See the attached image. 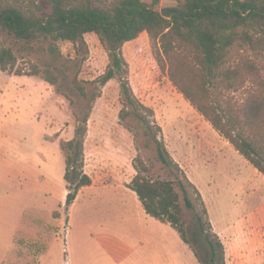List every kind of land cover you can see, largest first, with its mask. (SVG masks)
<instances>
[{"label":"rangeland","instance_id":"obj_1","mask_svg":"<svg viewBox=\"0 0 264 264\" xmlns=\"http://www.w3.org/2000/svg\"><path fill=\"white\" fill-rule=\"evenodd\" d=\"M179 1L145 0L160 11ZM43 13L50 14L51 7L45 5L38 12ZM84 37L82 44L45 38L26 41L0 29V48H11L16 56L12 70L0 67V264H39V260L69 264L67 251L71 264H205L210 250L207 230L200 231L202 208L195 193L188 187L195 203V208H189L180 187V181L186 182L182 173L159 158L156 128L135 113L120 118L125 106L120 78L100 84L109 65L108 51L96 33ZM123 53L135 95L154 110V116H149L152 124L162 127L169 152L203 196L213 230L224 244L227 264H241L250 252L264 251V174L173 85L147 32L125 43ZM242 53L264 72V39L235 44L231 60ZM33 65L51 68L59 81L51 84L42 74H25ZM17 69L23 74H16ZM236 94L243 95L242 91ZM87 114L84 171L92 184L67 205L63 145L75 136ZM138 155L149 166L150 178L174 182L192 246L170 223L148 214L128 187L137 173ZM18 217L23 227L19 235H25L21 258L10 241ZM40 233L52 240L51 246L49 241L37 240ZM101 233L107 236L103 240L98 238ZM110 235L133 247L127 258L116 256L113 243L104 246ZM234 259L240 263L231 262Z\"/></svg>","mask_w":264,"mask_h":264},{"label":"trees","instance_id":"obj_2","mask_svg":"<svg viewBox=\"0 0 264 264\" xmlns=\"http://www.w3.org/2000/svg\"><path fill=\"white\" fill-rule=\"evenodd\" d=\"M45 5L51 7V13L38 14ZM0 29L17 40L26 41L45 38L82 44L87 33L99 36L109 56L100 84L119 77L125 97L120 118L124 120L135 113L151 129L156 128L160 160L166 166L175 167L186 181H180L186 206L195 208L188 196L189 187L202 208L198 221L200 231L207 230L205 238L210 250L205 264H227L224 244L213 230L201 192L169 152L162 127L152 124L149 116H154V110L133 91L123 46L147 32L156 46L157 60L173 85L221 136L264 174V72L246 54L231 60L235 44L250 45L258 38L264 39V0H182L161 11L145 0H0ZM182 48L186 50L183 52ZM15 64L13 50L0 48L1 69L12 70ZM16 74L23 72L17 69ZM25 74H42L51 84L59 81V75L51 68L40 69L37 65ZM240 91L243 95L238 97L236 93ZM89 117L87 114L80 121L75 136L63 145L67 158V205L75 201L82 188L92 184L91 176L84 171V140ZM135 167L137 173L128 187L137 194L148 214L170 223L190 245L174 182L150 178L149 166L141 155L136 157ZM193 251L200 259L199 252L194 248Z\"/></svg>","mask_w":264,"mask_h":264},{"label":"crops","instance_id":"obj_3","mask_svg":"<svg viewBox=\"0 0 264 264\" xmlns=\"http://www.w3.org/2000/svg\"><path fill=\"white\" fill-rule=\"evenodd\" d=\"M132 192H134L131 189ZM135 193V192H134ZM136 194V193H135ZM137 196V194H136ZM138 198V197H137ZM137 201L139 202L140 200L137 199ZM139 204H142L141 201L139 202ZM23 211L25 210L26 205L23 204ZM24 215V212H23ZM13 230H12V235L10 236V241L12 242V248L14 249L13 251L15 252L17 258H21V256L25 253V246L23 243V235H19V232L22 231V222L20 220V218L18 217L15 225H13ZM106 238L107 236L103 235L102 233L99 235V239L103 240L102 238ZM37 240L42 243V242H47L49 241V245L51 246V241L52 240H48L46 237H44V235H42L41 233L37 235ZM107 243L104 244V246L107 247H111V243L114 244V253L116 254L117 257H119L121 260L125 259L128 257V255L131 253V251H133V247L130 246L129 244H127L125 241L119 239L116 236H112L110 235V238H107ZM49 246V247H50ZM42 252V250L40 251ZM68 254L66 256V260L69 262V264H71V255H70V251H67ZM227 255V261L229 262V260H231V258L229 257L228 251L226 252ZM41 259V257H40ZM39 264H42V260H39ZM239 260H233L231 262H238ZM19 263V262H18ZM241 264H264V251H257V252H250L248 255H245L242 259Z\"/></svg>","mask_w":264,"mask_h":264}]
</instances>
